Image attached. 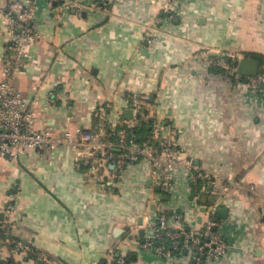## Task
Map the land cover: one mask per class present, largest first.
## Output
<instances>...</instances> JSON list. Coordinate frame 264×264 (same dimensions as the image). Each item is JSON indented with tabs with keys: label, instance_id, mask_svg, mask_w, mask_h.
<instances>
[{
	"label": "crops",
	"instance_id": "1",
	"mask_svg": "<svg viewBox=\"0 0 264 264\" xmlns=\"http://www.w3.org/2000/svg\"><path fill=\"white\" fill-rule=\"evenodd\" d=\"M60 4L39 3L35 40L13 80L37 103L34 129L131 124L136 105L146 112L141 122L154 116L173 136L192 173L218 177L219 192L195 190L183 164L166 193L148 159L114 178V166L77 160L70 147L29 149L19 161L0 160V221L45 259L28 255L21 264H118L114 252L123 264H189L141 247L162 210L187 229L215 218L228 252L204 264H264V85L251 91L195 55L232 53L235 67L254 58L264 75V0H110L100 8L78 0L80 17ZM4 51L0 32V59ZM6 192L15 194L10 215Z\"/></svg>",
	"mask_w": 264,
	"mask_h": 264
},
{
	"label": "built area",
	"instance_id": "2",
	"mask_svg": "<svg viewBox=\"0 0 264 264\" xmlns=\"http://www.w3.org/2000/svg\"><path fill=\"white\" fill-rule=\"evenodd\" d=\"M88 1L92 8H100L110 2ZM40 2H44L48 8L55 2H60V7L74 9L78 17L83 13L78 0H0V32L4 38L5 50L0 59V160L16 162L25 156L29 149L51 150L66 146L72 149L77 160L95 158L96 167L114 166V178H118L128 165L148 159L154 173L158 170V173L153 175L161 190L166 193L173 186L176 167L181 164L189 168V180L195 190L210 187L214 193L219 192L216 188L218 177L209 173H192L196 170L192 162L178 158L173 136L164 131V127L155 121L154 116H148L146 120L150 122L149 133L139 135L134 131L141 122L139 107L136 105L133 106L136 116L131 124L100 121L95 129H76L74 134L53 127L38 131L34 129L37 103L29 102L16 89L13 80L25 65L28 45L35 40L34 24ZM211 53L208 49H201L195 55L203 64L233 76L236 82L251 91L259 90L264 85L262 74L244 77L236 73V67L232 64L236 58L235 54ZM51 102L54 100L51 99ZM113 149L118 152L114 153ZM154 149L158 150V157L152 154ZM199 181L204 184L200 186ZM231 185L232 182L223 184L221 190L226 192ZM4 197V213L10 215L15 208V194L6 192ZM158 205L160 207V204ZM212 211L215 212L214 207ZM156 218L152 234L143 241L141 247L153 251L157 256L165 259H185L189 264H204V259L217 260L228 252L225 240L216 230L218 224L215 221L208 220L201 228L187 229L180 216L170 220L162 210L157 212ZM10 230L9 220L0 221V242L6 252L4 259L0 257V264H5L6 261L9 264H21L22 259L28 255L35 256L38 263L45 261L44 256L33 246L14 239ZM16 256L21 258L18 263L14 261ZM113 257L116 258V263H124L123 258L116 252Z\"/></svg>",
	"mask_w": 264,
	"mask_h": 264
},
{
	"label": "water",
	"instance_id": "3",
	"mask_svg": "<svg viewBox=\"0 0 264 264\" xmlns=\"http://www.w3.org/2000/svg\"><path fill=\"white\" fill-rule=\"evenodd\" d=\"M259 66L260 63L257 59L250 57H242L237 62L236 73L241 76L254 77L259 73ZM127 114L131 115V110H128ZM226 216H227L226 208H220L217 211L218 218L224 219L226 218ZM212 221H215V218H213ZM214 229L215 228H213V230Z\"/></svg>",
	"mask_w": 264,
	"mask_h": 264
},
{
	"label": "trees",
	"instance_id": "4",
	"mask_svg": "<svg viewBox=\"0 0 264 264\" xmlns=\"http://www.w3.org/2000/svg\"><path fill=\"white\" fill-rule=\"evenodd\" d=\"M138 101L141 102V103H143V101L141 99H139ZM142 114H146L145 110H143V111L140 112V114H139V117L140 118L143 117ZM140 123H141L140 126L138 128H136L134 131L137 134H139V135L149 133V128H148L149 125L147 123H144V122H140Z\"/></svg>",
	"mask_w": 264,
	"mask_h": 264
}]
</instances>
